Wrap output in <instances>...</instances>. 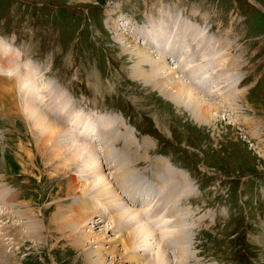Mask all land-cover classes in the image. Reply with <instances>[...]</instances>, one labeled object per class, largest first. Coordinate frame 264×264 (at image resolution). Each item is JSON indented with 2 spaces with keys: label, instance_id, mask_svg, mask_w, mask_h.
<instances>
[{
  "label": "rangeland",
  "instance_id": "rangeland-1",
  "mask_svg": "<svg viewBox=\"0 0 264 264\" xmlns=\"http://www.w3.org/2000/svg\"><path fill=\"white\" fill-rule=\"evenodd\" d=\"M201 32L204 35L196 37ZM13 34L14 45L22 54L16 64L27 59L24 62L29 66L27 69H35L34 79L44 86L45 94L52 91L48 104L41 107L59 119L58 123L68 129L71 128L69 114L83 117L89 113L94 118H88L91 122L109 120L112 115L122 131L124 123H128L116 113L120 112L128 122L130 119L137 125L136 136L130 124L132 130L125 129L135 143L138 138L141 146L146 140L152 141L150 149L142 148L140 153H143L138 152L139 159L146 157V160L136 165L130 180L131 191L143 185L144 194L149 193L155 204L159 203L160 195L164 198L167 191H161L165 187L158 181L161 171L156 168L155 159L167 160L179 177L183 173L178 170L187 174L192 189L183 186V199L178 204L183 212L178 213L183 216V249L187 250L183 264H264V0H0V36ZM182 39L185 46H180ZM198 40L210 49L209 57L201 59L200 55L197 59L203 71V78L198 80L205 92L201 96L214 98L222 106V111H214L216 116L210 122L206 119L205 123L197 121L183 107V100H169L161 95L162 88L156 81H166L162 77H174L175 72H167L160 66L166 74L161 75L160 71L152 74L146 66L142 71L134 68L136 52L143 51L150 60L147 56L154 59L160 54L157 52L175 45L172 51L166 50L167 58L181 80L184 78L195 85L192 78ZM151 43L156 47L152 48ZM211 50H215L212 57L216 55V62L212 60ZM188 55L191 64L186 65L183 57ZM221 58L223 63H219ZM218 70L219 80H216L213 73ZM224 70L232 74L227 75L232 81H228ZM1 77L4 75L0 74V159L4 164L0 165V208L11 193L18 198L14 205L22 201L23 204L15 206L22 211L17 213L14 209L12 217L6 214L1 219L0 264H87L82 250L88 247L77 248L78 235L74 237L72 232L75 220L69 216L78 215L77 211L86 205V198H92L87 195L91 190L90 180L105 177L108 183L114 176L117 190L115 171L98 168L91 178L81 172V165H76L70 155L61 158L54 155L59 150L55 143L41 145L39 131L32 124L31 128L25 126V131L19 108L12 104L24 99L17 88L10 89ZM229 83L232 88L224 89L223 85ZM211 88L218 92H209ZM206 93L211 96L206 98ZM226 97L236 105L232 103L230 108L222 101ZM10 108L13 113L7 116ZM13 120L18 123L14 124ZM119 146L123 149L122 144ZM121 148L113 146V151L121 154ZM106 159L103 156L101 161ZM69 160L76 166L65 167ZM119 172L117 176L122 178L124 172ZM171 178L176 176L172 173ZM108 194L116 196L112 188ZM122 199L130 201L126 197ZM96 200L87 207L92 214L81 226L93 238L100 235V241L94 242L91 237L87 241L84 238L83 242L91 245L90 248L122 247L120 231L110 227L117 210L110 209L113 213L101 222L99 219L103 220L102 215L109 209L104 208L106 199H101V203ZM142 205L147 203L139 204ZM162 211L156 215L165 216L163 221L168 220L170 214ZM20 215L23 218L19 219ZM16 235L20 238H13ZM150 237L146 243L156 246V240L161 239L160 228H154ZM103 255L106 263L111 264V257L105 251ZM174 257L169 261H180ZM139 262L143 264L127 256L122 264Z\"/></svg>",
  "mask_w": 264,
  "mask_h": 264
},
{
  "label": "bare ground",
  "instance_id": "bare-ground-1",
  "mask_svg": "<svg viewBox=\"0 0 264 264\" xmlns=\"http://www.w3.org/2000/svg\"><path fill=\"white\" fill-rule=\"evenodd\" d=\"M170 25H174V24H170ZM203 35H204L203 32H201V34L199 36H196V37L200 38ZM121 38H122V36H121ZM188 39H190V38H188ZM195 40H197V39H195ZM195 42L197 43L196 45L199 48V50H198V48L195 47V49H197L195 51L197 56H196V58L194 57L196 64H195V69H193L194 78H192V81L194 82L195 85L191 84L190 82H188L184 78H183V80H181L182 79L181 75L179 73H177V71H175V68H174L175 66L172 65V61L167 58V55H169V53L166 50L173 49L175 45H172L171 47L168 46L167 49L163 50V52L162 51L157 52L160 54H159V56H155L156 58H154V59L152 58V56H147V58H149L150 60H147L145 58V54L143 51L142 52L139 51V53H142V56H138L139 53L136 52L137 57L135 58L134 68L136 67V69L138 71L139 70L142 71L143 66H146L151 70L150 73L154 74L156 71H160L159 73L161 75L166 74L169 70L171 72H175L174 77H172L168 74L167 75L169 78L168 77H162V78H167L166 81H161V80L156 81V83L158 85H160L162 88L161 92H160L161 95H163L165 98H167L169 100L170 99L174 100V101H176V100L182 101L183 100V104H184L183 107L185 109L189 110L191 115L197 121H199L201 123L202 122L205 123L204 121H206V119H209L208 122H210L211 117H215L216 114L219 113V111H222V109H221L222 106L220 107L219 106L220 104L218 102L213 101L214 98L210 97V99H205L201 96V93H205V92L201 89L198 80L203 78L202 77L203 71L201 68L198 67L199 65H198L197 59L200 55L202 56L201 59H206L207 57H209L210 56V49L208 46H205L204 42L201 40H198ZM154 43H151L152 48L156 47V45ZM183 46H185V45H183ZM205 47H208V48L205 49ZM215 50H213V51L211 50L212 51L211 57H212L213 53L215 52ZM150 51H151V48H150ZM164 51H166V53ZM171 51H170V53H173ZM151 53H154V52L151 51ZM185 54L187 55V51ZM216 54L218 55L219 52L217 51ZM215 56L216 55H214L212 57L213 61L215 59ZM21 58H22L21 52H20V55H17L15 51H13L11 53H7V54H0V73H3L4 69H6V72L10 73L7 75L2 74V75H4V77H1V78L4 81H6L5 84L10 89L14 90L15 88H17V90L20 94V97H22L24 99V101H22V99H20V102H19V100H15L12 103V104H15L17 106V108H19L17 110H18V112L21 113L20 119H22V121L25 123L23 129H25V126L27 128H31L29 126L32 124L33 125L32 127L34 129H36L37 132L39 131L38 132L39 137L38 136L37 137L39 140L42 138V141H39V142H41V145L42 144L45 145V142H47V144L49 142L51 144L55 143L56 147H58L57 149H59V150H57V152L54 151V155H56V156L58 155L59 158L70 155V157H71L70 159L72 161H74L76 165H78V166L81 165V169H80L81 172L86 173V175L89 174L90 177L95 175L96 172H98V168H99V171H100V169H106V170L110 169V170L115 171V174H113V175L116 176V179L118 182V186H117L118 189L117 190L119 191L120 195L118 194L117 190L114 188V184H115V183L113 184L114 176L112 179L109 178L111 181L109 180L108 183H107V180L104 179L105 177L100 178V179L98 178L97 180H94V181L90 180L88 182V183H90V184H88V187H91V190H90V194H87V195L88 196L92 195V196H90L92 198H89V199L86 198L85 204L88 206L83 205V207L86 208L85 209L86 211L84 210V208L81 210L79 209V211H77L79 213L78 215L73 214L74 216H71V215L69 216L70 219L75 220V221H73V220H70V221H73L72 224H73L74 229L72 232H74L73 233L74 237H76L78 235V240H79L78 244L79 245L77 246V248H81V247L87 248L88 247L87 249L82 250L83 253L85 254L84 258L86 259V263L87 264H108V263H106L107 260H106V258H104V255H103V251H105L106 254L111 257V261H112L111 264H122L124 262V258L127 256H131L132 258L134 257V259L137 261H143V264H169L168 263V262H170L169 260L173 256H175L177 258L179 257L180 261L176 262V260H174V261L170 262V264H183L182 261H183V258H185L187 256V254H186L187 250L183 249V218H182L183 216L181 217L178 215L179 212L180 213L182 212V210L181 211L179 210L182 207H178V204L180 203V200L183 199V197H182L183 186L186 187V189H192V186L190 185V183H188L189 179H187V174L185 175V172L183 170H178L181 173H183L182 174L183 177L182 176L179 177L177 172L175 171L176 168H172L170 166V164L167 162V160L160 159L163 161V163H162V161H159V159L158 160L155 159L156 160L155 166H156V168L159 167L158 170L161 171L160 175L157 176L158 181L160 182L161 187H165V188H162L161 191L163 193L165 191H167L166 193L163 194L164 198L161 199L162 204L158 205L160 203L159 197H158L159 203H157V204L154 203V199L150 200V196H149L150 194L149 193L144 194L146 189L144 188L143 185L139 188L137 187V189H133L135 187H133V188L131 187L133 190L130 193V191H131L130 180L133 177V172L135 173L136 165L138 163H140L142 160L143 161H144V159L146 160V157H142L141 159H139L138 156H140V154L143 153V152L140 153V149H142V148L150 149L149 146H151L150 142H152V141H148V140L144 141L145 142V144L143 143L144 146L139 145V144H141L139 142L138 143L136 142L137 143L136 144L132 140L130 133L128 131H125V129L131 131L132 130L131 126L124 123V127H122L123 130L119 131V126L117 124V118L113 117L112 115H109L111 117L109 120H105V121L98 120V122L97 121L91 122L88 120V118H91L92 120H94V118H93V116H90L89 113L88 114L86 113L85 116L82 115L83 117H80L79 115L75 116V114L71 117V115L69 114L70 120H71V121L70 120L69 121L71 122V128L72 129L70 127L68 129L65 128L63 124L58 123L59 119H57V118L54 119L51 116V114L46 113L45 109L43 107H41V106H45L46 104H48V98L51 99L52 91L46 90L47 92L45 94L44 86L42 84H39L40 82L38 79H34L35 69L33 67H30L27 69V67H29V66L26 63H24L27 59H25V61L23 63L22 62H21V64L19 63L20 64V65L18 64L19 66L16 64L21 60ZM142 58H143V60H142ZM190 59H191L190 55L184 56L183 57V63H186V65H187L188 63H190V61H191ZM229 59H230V57H229ZM5 60H7L8 62H6ZM169 61H171V62H169ZM207 61H209V60L207 59ZM222 61H223L222 58L219 59V63ZM214 62H216V61H214ZM170 63H171L172 67H169ZM8 65H9V67H8ZM193 65H194V63H193ZM159 66L163 70L165 69L167 72H164L163 70L161 71V68ZM221 66H223V65H221ZM227 67L225 69H227ZM231 68H233V66L232 67L229 66V69H231ZM233 69H235V68H233ZM189 70H191V69H189ZM224 71H226V70H224ZM226 72H227L226 76L229 74L232 75L229 72V70ZM176 73L178 74V76H176L177 75ZM210 73H211V71H210ZM218 73H220L219 70L216 72L214 71V73H213L214 79H216V80H219L218 79ZM222 74H223V72H222ZM144 75H145V73H144ZM151 77H153V76H150L149 78H151ZM227 77H228V81L231 80V78L229 76H227ZM148 80L150 81V79H148ZM235 80H237V79H235ZM204 81L202 83H204ZM223 81H226V80H223ZM154 84L155 83H153V86H155ZM209 84H211V83H209ZM215 88H217V86ZM215 88H211L209 90V92H211V91L216 92V90L218 88L216 90H215ZM223 88L224 89H230L232 87H231V84L229 83L228 85L224 84ZM218 90H220V89H218ZM218 90H217V92H218ZM238 93H240V92H238ZM208 94L209 93H206L205 95L207 96ZM225 95H224V97H225ZM229 95H231V94H229ZM208 96H211V95H208ZM208 96L206 98H208ZM216 98H217V96H216ZM222 101L229 104L230 108L232 106V103H235V102L231 101V98H227V97L225 98V100H222ZM234 105H236V103ZM11 108L7 110L8 111V113H6L7 116L9 113H13ZM5 110L6 109H4L3 111H5ZM62 110H65V109H62ZM69 111L71 113L73 112L71 109H69ZM214 111H217V113H214ZM101 114H105V113H101ZM107 114H110V113H107ZM9 115H11V114H9ZM64 116H66V119H68V117H69L68 115H64ZM99 117L102 118L100 116V114H99ZM120 117L122 118V121L124 122L125 120L123 119V117L122 116H120ZM13 122H14V124L18 123L17 121H14V120H13ZM68 122L66 121V123H68ZM56 123H58L59 125ZM36 130H35V132H36ZM25 131H26V129H25ZM74 131L76 132V135L73 134ZM101 131H103V132H101ZM80 134H83V137H85V138H83L82 136L80 137L79 136ZM89 137H91V138H89ZM119 144H122L123 149L120 146L118 147ZM113 146L117 149L121 148L123 150L122 153L121 154L115 153L113 151ZM132 151H134L133 154L131 153ZM138 152L140 153L139 155H138ZM3 156H5V155H3ZM16 156L18 158H20L22 161L24 160L23 157H21L19 155H16ZM103 156H104V158L105 157L107 158L105 160V162L101 161ZM4 159H6V157H4ZM2 161L3 160L0 159V165L4 164ZM72 161L69 160V162H66L67 165L64 164V166L65 167L73 166L74 164L72 163ZM80 162H81V164H79ZM160 162H161L163 168L162 167L160 168ZM100 163L102 165H100ZM76 165H74V166H76ZM62 166H63V164H62ZM61 168H64V167H61ZM70 168L71 167H69L68 169H70ZM119 171L124 172L122 178H118V176H117V175H120ZM172 173L176 176V178H171ZM80 175H83V174H80ZM156 175H158V174H156ZM134 176H136V175H134ZM172 177H174V176H172ZM154 178H156V176ZM83 179H85V178H83ZM180 180L183 182H180ZM133 181H132V184H134ZM152 183H155V182H152ZM135 184H137V182ZM110 188H112L113 191L115 192V194H116L115 197H111L110 196L111 194L110 195L108 194V189H110ZM156 188H157V186H156ZM1 191H3V190H1ZM189 191L191 192V190H189ZM153 192H154V190H153ZM121 196L128 198L130 200L129 201L130 203L127 200L122 199ZM147 196L149 197V199L146 200L145 197H147ZM97 197H99V198H97ZM7 198H8V200L7 199H6L7 201L5 200L7 203L4 202V198H3L4 203H3L2 208H0V222H2V220L4 219L3 216H6V214L9 215V217L10 216L12 217L15 214L14 213L15 211L17 213H19V211H22L19 208L16 209L15 206H17V204L18 205L23 204V201H22V203L17 202V204H15V205L13 204L14 202H16L15 200L18 199L15 194L11 193L9 195V197L7 196ZM152 198H153V196H152ZM95 199H98V201L100 203H101V199H106L104 201H107V205L104 208L109 209L108 213L104 209L106 212V215H104V216L102 215L103 220L99 219V221H101V222L105 221L104 219L107 217V215H109V213H111L114 210H117V213H116L117 216L113 215L111 218V219L114 218V221H112L113 225L110 227L112 228V230H113V228H115L116 231H120L118 234V237L122 238V242H121L122 247L115 245L113 247L111 246L112 248H109V247L108 248H101L97 245L95 248H90L91 245L89 246V245H87L88 243H85L87 241L86 239H90L91 237L93 238V236H92L90 231L84 232L85 229L81 226V223H87L88 219L90 218V216H91L90 213L92 214V211L88 212L90 210L87 207H89V205H91V203L93 201H95ZM176 199H179V202L177 201L178 203H173V201H176ZM90 200H92V202H90ZM98 201L96 200V202H98ZM8 202H9V204H8ZM11 202H12V204H11ZM144 202H145V204L147 203V205H145V206L142 205L143 207L139 206V204H144ZM5 209H6V211L9 209V211H7L8 213L4 211ZM110 209H114V210H110ZM13 210H14V212H13ZM161 210L166 212L167 215H168V213L170 214V215H168V216H170L168 218V220L163 221L165 216L161 217V215H156V213L158 211H161ZM175 210H176V213H175ZM177 210H179V211H177ZM118 211L119 212L121 211L122 213L120 214ZM74 213H76V212H74ZM20 218H23V217L20 215L19 219ZM169 220L171 222L170 224H168ZM23 223L24 222H21L22 226H23ZM96 223H97V221H96ZM18 226H20V224ZM170 226H171V228H170ZM9 227L11 229L13 228L10 225H9ZM90 227H91L90 229H92L93 226L91 225ZM154 228H160V235H161V239H159V241L156 240V242H157L156 246H154L153 244L148 245L146 243V240L151 239L150 236L154 234ZM5 229H6V226H5ZM1 230L2 229H0V231ZM93 230H92V232H93ZM9 231H11V230H9ZM16 234L19 235V233H16ZM156 234L157 233H155V235ZM7 235H8V233H7ZM17 235L13 238H15V239L20 238ZM99 237H100V235L98 236V238L97 237L93 238L94 242L100 241ZM84 238L86 240L85 242H83ZM113 241H115V240H113ZM103 249H105V250H103ZM120 249H122V252ZM186 259H188V258H186Z\"/></svg>",
  "mask_w": 264,
  "mask_h": 264
},
{
  "label": "clouds",
  "instance_id": "clouds-1",
  "mask_svg": "<svg viewBox=\"0 0 264 264\" xmlns=\"http://www.w3.org/2000/svg\"><path fill=\"white\" fill-rule=\"evenodd\" d=\"M15 35L13 34L11 37H3L0 36V54H7L13 51L16 52L17 55H20V50L14 45ZM0 74H10L9 72H3Z\"/></svg>",
  "mask_w": 264,
  "mask_h": 264
}]
</instances>
